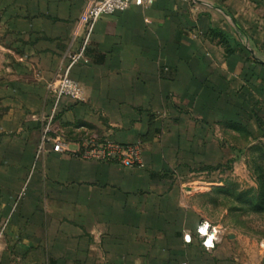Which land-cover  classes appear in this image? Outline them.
<instances>
[{
	"label": "crops",
	"instance_id": "crops-1",
	"mask_svg": "<svg viewBox=\"0 0 264 264\" xmlns=\"http://www.w3.org/2000/svg\"><path fill=\"white\" fill-rule=\"evenodd\" d=\"M86 2L0 0V264H264V241L236 234L206 250L172 175L232 123L264 137V0H156L98 21L71 71L84 99L62 100L52 137L137 144L133 169L51 143L36 158Z\"/></svg>",
	"mask_w": 264,
	"mask_h": 264
},
{
	"label": "rangeland",
	"instance_id": "rangeland-1",
	"mask_svg": "<svg viewBox=\"0 0 264 264\" xmlns=\"http://www.w3.org/2000/svg\"><path fill=\"white\" fill-rule=\"evenodd\" d=\"M248 132H222L215 139L221 149H203L202 155L187 156V166L172 174L179 203L188 209L190 220L216 230L215 248L228 235L264 241V137L259 131L250 139ZM6 227L3 224L0 238Z\"/></svg>",
	"mask_w": 264,
	"mask_h": 264
},
{
	"label": "built area",
	"instance_id": "built-area-1",
	"mask_svg": "<svg viewBox=\"0 0 264 264\" xmlns=\"http://www.w3.org/2000/svg\"><path fill=\"white\" fill-rule=\"evenodd\" d=\"M174 1L180 4H190L193 0ZM155 2L156 0H87L74 32V39L80 43L79 49L75 53H68L66 55V64L61 66L58 75L48 84V91L52 97V107L50 113L42 117L44 128L37 157L41 156L44 152L43 147L47 143H51L54 153H70L72 156L84 161L115 163L126 169L141 166L142 152L140 146L137 144H120L91 136L82 139L77 151H71L61 136L52 137V134L56 133L55 119L62 100L70 99L79 103L84 99V90L79 82L71 78V71L75 65L84 59L98 21L103 17L125 12L133 6L149 8ZM199 226L197 227L196 234L203 240V247L206 250L214 249L217 242L216 230L213 235L214 228L209 225L207 233L202 234L198 231ZM209 236H213L212 245L211 247H206L204 241ZM187 238L189 239L188 243H191L190 237L188 236Z\"/></svg>",
	"mask_w": 264,
	"mask_h": 264
},
{
	"label": "clouds",
	"instance_id": "clouds-1",
	"mask_svg": "<svg viewBox=\"0 0 264 264\" xmlns=\"http://www.w3.org/2000/svg\"><path fill=\"white\" fill-rule=\"evenodd\" d=\"M208 227H209V225L207 223H204L203 225L199 226L198 231L202 234H206ZM214 233H215V229H213V235H214ZM186 239H187V237H186ZM212 240H213V236H209L208 239L204 241L205 246L211 247Z\"/></svg>",
	"mask_w": 264,
	"mask_h": 264
},
{
	"label": "trees",
	"instance_id": "trees-1",
	"mask_svg": "<svg viewBox=\"0 0 264 264\" xmlns=\"http://www.w3.org/2000/svg\"><path fill=\"white\" fill-rule=\"evenodd\" d=\"M259 126H261L260 121H258L257 123ZM232 126L236 127L235 129H237L238 131L242 132L244 129V126L240 123H232ZM245 151H240L239 154H244Z\"/></svg>",
	"mask_w": 264,
	"mask_h": 264
}]
</instances>
